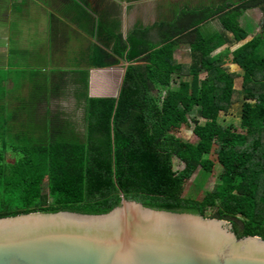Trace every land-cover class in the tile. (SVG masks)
Returning <instances> with one entry per match:
<instances>
[{
	"label": "trees",
	"instance_id": "trees-1",
	"mask_svg": "<svg viewBox=\"0 0 264 264\" xmlns=\"http://www.w3.org/2000/svg\"><path fill=\"white\" fill-rule=\"evenodd\" d=\"M111 7L100 10L96 29L104 47L90 51L88 67L130 64L119 101L91 97L90 71L80 70L74 72V98L83 125L74 111L43 113L35 106L25 112V121L17 111L0 118V217L108 213L125 196L154 208L231 220L239 237H264V16L262 32L249 41L243 24L248 10L264 12V0L187 6L153 27L136 26L126 38ZM213 21L221 30L206 34L203 27ZM183 46L192 49L190 64L176 59ZM228 61L242 75L231 71ZM58 83L52 90L56 97L64 82ZM94 91H101L97 82ZM237 103L240 128L221 120ZM195 109L206 121L194 119L198 141H179L173 131L182 129ZM217 142L218 160L206 157ZM8 150L19 156L7 159ZM217 166L220 181L200 197ZM198 169L203 178L196 192L182 196Z\"/></svg>",
	"mask_w": 264,
	"mask_h": 264
},
{
	"label": "water",
	"instance_id": "water-1",
	"mask_svg": "<svg viewBox=\"0 0 264 264\" xmlns=\"http://www.w3.org/2000/svg\"><path fill=\"white\" fill-rule=\"evenodd\" d=\"M0 264H264V237H239L231 220L123 196L108 213L0 217Z\"/></svg>",
	"mask_w": 264,
	"mask_h": 264
},
{
	"label": "crops",
	"instance_id": "crops-1",
	"mask_svg": "<svg viewBox=\"0 0 264 264\" xmlns=\"http://www.w3.org/2000/svg\"><path fill=\"white\" fill-rule=\"evenodd\" d=\"M169 5L168 0H0V118L17 111L25 121L31 106L46 112L76 109L74 72L80 70L90 71L91 97L116 98L130 64L88 67L90 51L104 47L96 29L100 10L112 6V18L121 22L126 38L138 25L153 27L169 19ZM179 50L176 59L183 63ZM61 81V96H53ZM39 95L44 98L38 100Z\"/></svg>",
	"mask_w": 264,
	"mask_h": 264
},
{
	"label": "rangeland",
	"instance_id": "rangeland-1",
	"mask_svg": "<svg viewBox=\"0 0 264 264\" xmlns=\"http://www.w3.org/2000/svg\"><path fill=\"white\" fill-rule=\"evenodd\" d=\"M180 1V2H179ZM182 1V2H181ZM195 1V2H194ZM168 0V3L170 4V14L176 13L178 10H181L183 8H186L187 6H191L192 8H197V7H201L204 5H209L212 4L213 0ZM193 3H195L193 5ZM199 4V5H198ZM172 15V16H173ZM172 16H170L169 18H171ZM264 16V12L262 11L261 8H254V9H250L248 10L244 17H243V24L244 26L249 30L251 36L248 40H251L253 37L257 36L258 34H260L262 32L261 29V21L263 19ZM221 30V25L218 21L215 22H210L208 23V25L203 27V31L206 34H212L213 32L219 31ZM246 41H244L243 43H245ZM243 43H240L239 45L235 46L233 48V50L237 49L240 45H242ZM226 47H224L223 49H225ZM177 56L179 57V60L182 61L183 63H192V49L189 46H183ZM231 71H235V72H239L241 75L243 73L242 70H240V68L237 65L232 64L231 61H228V65H227ZM203 78H205V74L202 75ZM189 79L190 78H186ZM178 84V81L176 80V82L174 83V86H176ZM243 86V77H239L236 80V87L238 90H241ZM158 98L161 100L163 94L162 93H158ZM53 107V106H52ZM71 106L69 105V108ZM241 104L237 103L233 106L230 114H223L221 117L222 121H225V123L227 125H234L237 128H240L241 125ZM68 112H75L76 115V120L77 123L81 126L83 125V118H84V113L81 109L78 110H67ZM43 113H45L46 111H41ZM52 112H57V111H52ZM10 113H8L9 115ZM194 119H199L200 122L202 124H205V120L199 118V114H198V109H195L190 115H189V119L188 122L185 123V125L182 127V129L180 130H175L173 131V134L176 136V138L179 141L182 142H193L196 143L198 141L197 136L194 134V128H195V123H194ZM218 142L215 144V148L214 151L211 154H206V157H211L215 160H218V155L216 153V148L218 146ZM2 146V145H1ZM19 156V154L13 152V151H9L6 154L7 159L12 160L14 158H17ZM182 167V165H181ZM221 172V168L219 166H217L214 174L208 178L206 185H205V189L200 192L199 196L202 197L205 194V190L206 189H212L217 182L220 181L219 178V174ZM202 174H200V169H198L196 171V173L193 175V177L187 181L185 187L183 188L181 195L182 196H190L192 194H194L196 192V186L197 184L202 181Z\"/></svg>",
	"mask_w": 264,
	"mask_h": 264
}]
</instances>
